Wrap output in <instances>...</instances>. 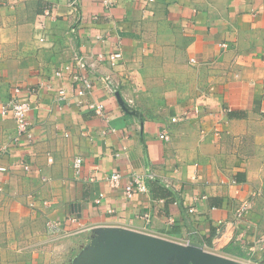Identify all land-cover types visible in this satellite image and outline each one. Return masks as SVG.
<instances>
[{"label":"crops","instance_id":"1","mask_svg":"<svg viewBox=\"0 0 264 264\" xmlns=\"http://www.w3.org/2000/svg\"><path fill=\"white\" fill-rule=\"evenodd\" d=\"M70 1L0 0V264H73L110 226L264 264V0ZM118 45V65L98 60ZM77 56L93 81L82 98L55 75L79 71ZM16 87L33 101V139L1 114ZM134 172L162 189L127 198ZM71 215L84 226L47 230Z\"/></svg>","mask_w":264,"mask_h":264},{"label":"built area","instance_id":"2","mask_svg":"<svg viewBox=\"0 0 264 264\" xmlns=\"http://www.w3.org/2000/svg\"><path fill=\"white\" fill-rule=\"evenodd\" d=\"M103 2L107 8L113 5V0H103ZM69 6L73 9L77 7L78 11L80 12L77 0H71L69 2ZM41 40H44V38H42ZM222 45L226 46L227 44L223 43ZM97 58L100 61H106L113 68L124 59V52L123 49L118 45V47L112 51H108L107 53H100ZM192 61H195V59H192ZM75 64L78 66L79 71L74 70V64H67L66 66L56 70L55 75L61 78H65L66 76H68L67 78H70L71 81L77 83L79 86L76 89L75 95H77L78 98H82L93 86V81L90 76L84 73L87 70V65L86 61H84L81 56H77L75 58ZM108 78L110 77L108 76ZM109 81L111 82V79H109ZM14 90V95L1 106V114L3 116H11L12 118H14V120L16 121L19 136L26 135L30 139H33V122L30 116V111L33 108V101L21 87H16ZM59 94L60 96L65 97L66 90L63 88L60 89ZM77 101L81 102L82 100L77 99ZM88 106L89 108L100 114L105 105L102 101H90L88 102ZM176 120L177 118H173V121ZM160 138L168 139V135L162 133L160 134ZM81 167L82 157H76L74 161V168L76 174L79 175L81 173ZM0 169L5 170L6 168L0 166ZM153 178V175H144L142 173L140 174L134 172L132 180H129L123 187L125 196L127 198H132L136 192H149L150 188L148 185V180ZM94 179L95 177L93 176L89 177V180ZM107 180L109 181L112 187H119L121 185L122 174L117 170H113L107 177ZM103 196L104 195L101 194L99 198H102ZM98 201H100V199H98ZM49 203L50 201L48 200L43 201L45 207L49 206ZM30 206H34V203L31 202ZM250 209V199H246L240 204H238L235 208V219L233 221V224L238 225V223L241 222V220L249 212ZM190 212H196L194 207L190 208ZM46 225L47 230L50 233L63 234L71 231L70 225H75L77 228H79L83 227L84 223L76 215H71L66 219H49ZM257 245L261 249L264 248V236L258 239Z\"/></svg>","mask_w":264,"mask_h":264},{"label":"water","instance_id":"3","mask_svg":"<svg viewBox=\"0 0 264 264\" xmlns=\"http://www.w3.org/2000/svg\"><path fill=\"white\" fill-rule=\"evenodd\" d=\"M121 105L134 112L117 92ZM73 264H245L205 249L203 243H186L168 237L110 226L98 235L75 259Z\"/></svg>","mask_w":264,"mask_h":264},{"label":"trees","instance_id":"4","mask_svg":"<svg viewBox=\"0 0 264 264\" xmlns=\"http://www.w3.org/2000/svg\"><path fill=\"white\" fill-rule=\"evenodd\" d=\"M157 185L158 188L162 189L161 187H163V185L161 184V182L159 180H157L156 178L154 179H150L148 185L150 186V189L152 191H155V188H153V185ZM173 191V190H172ZM170 193V192H169ZM174 193V192H173ZM226 252H231V248H227ZM241 256V255H240Z\"/></svg>","mask_w":264,"mask_h":264}]
</instances>
